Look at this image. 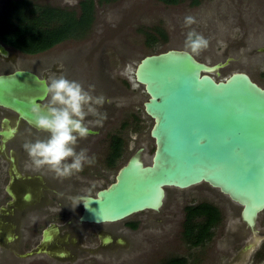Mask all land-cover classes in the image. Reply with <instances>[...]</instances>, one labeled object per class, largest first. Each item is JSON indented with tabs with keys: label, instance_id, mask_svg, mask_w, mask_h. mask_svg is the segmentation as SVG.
<instances>
[{
	"label": "water",
	"instance_id": "1",
	"mask_svg": "<svg viewBox=\"0 0 264 264\" xmlns=\"http://www.w3.org/2000/svg\"><path fill=\"white\" fill-rule=\"evenodd\" d=\"M257 52L264 53V46ZM0 54L9 55L1 44ZM230 61L208 64L178 49L146 55L139 61L134 79L144 88L147 100L143 109L153 121L149 131L155 146L152 161L145 164L140 149L118 171L113 183L97 191L96 197L82 198L81 221L114 222L162 208L160 214H169L177 222L181 217H176L180 212L173 201L197 192L226 204L229 199L235 207L232 222L238 223L240 218L255 231L258 217L264 212V87L245 72L216 79L214 76H220V70ZM44 81L29 70L0 74V107L16 118L14 131L7 126L8 120H3V143L17 132V123L24 122L38 130L30 109L33 103L46 105ZM137 99L121 101L130 104ZM96 133L89 129L88 134ZM6 190L13 200L0 208L1 217L9 206L27 205L31 196L25 193L18 200L9 186ZM5 230L0 221V232ZM48 231L44 242L49 239ZM3 239L7 242L11 237ZM43 253L47 251L38 246L21 257ZM116 255L111 254V260L125 263L138 254L129 253L124 258ZM18 261L21 260L0 257L1 264Z\"/></svg>",
	"mask_w": 264,
	"mask_h": 264
},
{
	"label": "flooded vegetation",
	"instance_id": "2",
	"mask_svg": "<svg viewBox=\"0 0 264 264\" xmlns=\"http://www.w3.org/2000/svg\"><path fill=\"white\" fill-rule=\"evenodd\" d=\"M31 4L37 5L36 3ZM39 6L60 8L48 5ZM60 9L66 10L64 8ZM79 12L80 5L78 3ZM71 39H66L61 43ZM3 46L8 50L9 55L8 57H2L0 54V74H8L21 69L29 70L48 81L63 76L69 80L78 81L94 96L92 87H89L93 86V82L90 81L93 79V75L90 74L89 77H86V72L73 68L76 63L72 55L67 56L63 62L58 60L48 64L44 60L37 66L30 62L28 66L19 67L17 66L18 59L13 58V49ZM80 72L83 73L80 74ZM140 86L143 88L142 85ZM102 97L104 98V104L95 106L97 112L89 113L85 119L86 127L95 130L97 133L88 134L86 138L80 139L77 144V151L86 149L89 156L95 157V163L85 165L83 171L70 177L60 178L54 172L48 170L47 167L36 169L32 166L23 145L25 142L35 141L37 138L45 139L47 133L33 129L21 122L17 123V132L14 133L13 137L4 141V143L2 141L3 137L0 135V208L13 200L6 190L8 186L14 194V198L18 200L25 193L31 194L27 205L18 203L16 206H9L7 214L3 217L0 216V221L5 224L6 228L3 233L0 232V237L2 239L6 236L11 237V240L7 242L0 239V257L2 259L13 257L16 260L29 259L22 258L21 255L42 246L47 253L33 257L38 256L34 259H38L37 261L43 264H116L117 260H111V254H118L116 257L121 255L124 258L126 254L133 253L138 254L136 258L138 256L139 258L140 256L149 258L167 251L166 243L174 240L175 230L173 229V234L166 232H169L171 226L177 224V227H180L178 240L185 244L188 251L213 243L214 249L226 257V264H264V242L259 245L256 244L257 237H264V228L260 227V219L264 212L258 217L256 229L252 232L240 221V218L238 223L232 222L235 207L228 198V200L225 199L228 204H213L221 211L222 219L213 227L212 237L202 245L197 246H191L182 237V225L185 219L184 210L187 206L194 204L185 205L183 218L178 220L177 223L169 214H160L162 208L158 211L148 210L152 213L139 212L114 222L95 223L80 220L84 201L82 198L96 197L97 191L113 183L118 171L140 149V158L145 164L151 163L155 150L154 146L147 158L145 148L141 142L142 137L139 136L133 153L125 158V147L127 145L122 134L125 128V120L120 121L117 131L107 129L106 123L110 122L111 118L109 116H112V113H118L119 110L126 108V105L129 104L122 102L117 93L104 94ZM47 103L48 97L44 101V104ZM141 105L144 112L143 104ZM144 114L147 116L145 112ZM104 115H106V118H102ZM4 119L8 120L7 126L13 129L15 116L11 111L0 107V131L3 128ZM132 120L137 123L135 129L137 131L139 129L137 127L140 125V117L134 114ZM97 121H100V123L105 122V124L97 126ZM115 141H121V148L117 156H114L116 150L113 149L116 145ZM96 146L98 151L95 153ZM100 150L103 152L101 157H99ZM111 170H115L114 177L111 182L105 185L102 179L104 177L108 179ZM100 173L107 176L101 177ZM228 213L230 219L226 215ZM46 230H49V239L44 242L43 237ZM189 255H169L162 256L160 259L158 257L154 264H162L176 257L183 258L185 264H190Z\"/></svg>",
	"mask_w": 264,
	"mask_h": 264
},
{
	"label": "rangeland",
	"instance_id": "3",
	"mask_svg": "<svg viewBox=\"0 0 264 264\" xmlns=\"http://www.w3.org/2000/svg\"><path fill=\"white\" fill-rule=\"evenodd\" d=\"M8 1L10 0H0V16ZM28 1L76 13L80 2V0ZM194 1L197 4H194ZM95 2L94 24L81 38L65 41L32 56L14 49L12 53L13 58L18 59L16 61L19 67L28 66L30 62L37 66L44 60L48 64L58 60L63 62L67 56L72 55L76 63L73 68L86 72V77L93 75L90 81L93 82L91 89L94 97L117 93L120 100L139 98L118 113H112L106 126L111 131H117L120 121L125 120L122 133L127 145L125 158L133 153L139 136L142 137L141 142L147 158L154 148L149 136L153 121L144 114L141 107L147 100V95L134 80L136 65L146 55L158 54L169 49L186 51L185 39L189 31L194 30L208 40L206 49L199 55L192 54L196 59L208 64L231 59L229 65L220 70V76H214L216 79L224 80L233 72H245L254 82L264 87V53L257 52V48L264 46V0H182L175 6L165 5L158 0H117L103 5H99L97 0ZM187 16L194 17L195 23L186 25ZM156 28L165 31L166 40L158 35ZM148 35L156 37L155 45H147ZM134 114L140 117L137 131L135 130L137 123L132 120ZM12 130L14 131V127ZM95 149L96 153L97 146ZM99 152L101 157L103 152L102 150ZM114 172L115 170L109 171V178L102 179L106 185L112 181ZM100 176L107 175L100 173ZM199 202L218 205L222 203L218 198L191 192L173 201L180 212L176 213V217L183 218L185 205ZM226 215L229 217V214ZM261 225L264 226V216ZM169 233L173 234L174 240L166 243L165 253L149 258L138 256L125 263L116 264H154L158 257L160 259L162 256L182 254H190V264L227 263L226 257L214 249L213 243L188 251L185 244L178 240L180 227H177V224L170 227ZM37 260L32 257L12 264H43Z\"/></svg>",
	"mask_w": 264,
	"mask_h": 264
},
{
	"label": "trees",
	"instance_id": "4",
	"mask_svg": "<svg viewBox=\"0 0 264 264\" xmlns=\"http://www.w3.org/2000/svg\"><path fill=\"white\" fill-rule=\"evenodd\" d=\"M117 0H97L99 5ZM168 5H178L182 0H158ZM94 0H80V12L60 8L34 5L26 0L9 1L0 16V43L27 55L49 50L66 39L81 38L94 24ZM194 4H197L194 1ZM166 40L162 28L155 29ZM147 45L157 43L156 37L148 35ZM114 156L119 154L121 141H115ZM182 237L191 246L202 245L209 240L215 227L222 219V213L212 203L201 202L189 205L184 210ZM162 264H185L183 258H173Z\"/></svg>",
	"mask_w": 264,
	"mask_h": 264
},
{
	"label": "clouds",
	"instance_id": "5",
	"mask_svg": "<svg viewBox=\"0 0 264 264\" xmlns=\"http://www.w3.org/2000/svg\"><path fill=\"white\" fill-rule=\"evenodd\" d=\"M193 23L194 17H185L186 25ZM207 47L208 40L202 35L194 30L187 33L185 39L187 55H199ZM44 94L48 97V103L43 106L33 103L30 110L36 128L47 133V137L27 141L23 148L36 169L47 167L57 177H70L83 171L85 165L95 163V157L89 156L86 149L77 151V144L88 135L86 117L89 113L97 112L95 106H102L104 98L94 97L81 83L63 76L52 78L50 81L45 80ZM102 118H106V115ZM261 242H264V237H257L256 244L259 245Z\"/></svg>",
	"mask_w": 264,
	"mask_h": 264
}]
</instances>
